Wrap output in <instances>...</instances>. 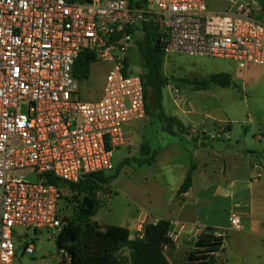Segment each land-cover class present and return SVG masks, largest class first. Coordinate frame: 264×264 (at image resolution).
<instances>
[{"label": "built area", "instance_id": "1", "mask_svg": "<svg viewBox=\"0 0 264 264\" xmlns=\"http://www.w3.org/2000/svg\"><path fill=\"white\" fill-rule=\"evenodd\" d=\"M130 2L140 0H0V264L15 259V229L61 232L64 188L50 180L77 184L112 172L124 127L145 118L141 73L128 57L142 25L155 27L165 58L231 60L244 73L264 68L255 0H233L221 12L206 0ZM86 52L91 66H108L102 96L91 103L80 99L73 76ZM32 175L35 182L25 179ZM229 224L241 230L233 213ZM145 225L137 223L134 239H143ZM167 237L178 238L170 230ZM33 251L25 243L23 254Z\"/></svg>", "mask_w": 264, "mask_h": 264}, {"label": "rangeland", "instance_id": "2", "mask_svg": "<svg viewBox=\"0 0 264 264\" xmlns=\"http://www.w3.org/2000/svg\"><path fill=\"white\" fill-rule=\"evenodd\" d=\"M231 1L233 0H206V4L209 11L221 12L230 6ZM128 57L132 71L141 73V57L135 44L130 47ZM163 66L166 77L174 81L162 90V109L165 113H169V109H172L173 100L180 101L184 97L187 98V95L192 96L194 93L189 85L182 84L179 80H200L217 72L239 73L237 77H232L229 74L232 81L228 87L215 86L209 90L200 91V98L195 96L197 103L195 101L191 103V108L201 118H205L206 125L211 119L220 123L227 122L230 126L229 133L225 135L222 126L221 129L219 125L213 126L214 124H212L210 129L200 128L197 135L191 133V139H194V134L200 139L211 138L212 144L220 148V153L235 152L244 159H249L250 156L264 157V70H261L257 77L254 76L244 82V79L240 76L242 72H239L236 63L231 60L171 55L165 58ZM107 69L108 66L101 62H96L90 67L88 79L79 83L78 94L83 102H96L101 98ZM254 69L257 68H250L247 72ZM173 87L176 90L169 91ZM124 133V144L117 149L113 158L114 170L105 173L106 176H112L120 168L116 178L113 179L114 181H111V196L106 200V195L103 193L99 195L100 207L92 218V221L99 226L124 224L123 222L131 216L134 204L145 203L147 196H151L152 185L161 182V174L165 163L176 161L175 167L185 163L184 154L175 152L173 159L172 156L168 158L170 152L168 145L176 139L161 130V124L155 117L145 116L140 121L130 122L124 127ZM143 146H148L150 152L163 149L158 159L151 166L139 163L145 158L141 150ZM206 154L208 156L203 158V161L209 164L207 171H205L206 176L204 177L200 173L201 175L197 177V180L200 182L206 178L210 184L225 181L227 176L223 160H220V163L215 162L212 158L213 150H207ZM201 162L198 163L201 164ZM214 163H218L220 167L214 170ZM260 166L264 169V163ZM213 171L215 172L213 173ZM259 184L264 185V172L259 178ZM67 194H69L67 189H62L63 198L60 201V208L63 211L66 205L64 196ZM71 201L73 203L69 202L66 206L67 209L64 211L65 214L63 213L68 219L74 218L73 216L80 206L81 199L73 198ZM210 205H212L211 208ZM226 205L227 203L222 201L206 200L200 203L198 208L207 213L210 209L222 211ZM226 214L229 215V211ZM222 220H224V217H222ZM197 228L201 231L206 229ZM200 230H198L199 233ZM211 230L224 235L222 230ZM245 230L241 232L228 230L225 233V245H264L259 237ZM194 233L191 234L192 238H195ZM54 240L55 238L45 230L37 231L35 234L31 230L15 229L13 236L16 252L15 264H57L59 255ZM190 240L192 239L185 235L177 243L192 245ZM24 243L32 245L34 250L32 256L23 254Z\"/></svg>", "mask_w": 264, "mask_h": 264}, {"label": "crops", "instance_id": "3", "mask_svg": "<svg viewBox=\"0 0 264 264\" xmlns=\"http://www.w3.org/2000/svg\"><path fill=\"white\" fill-rule=\"evenodd\" d=\"M163 67L162 73L164 74ZM261 70L264 69L257 68L249 72H242L240 76L246 82L245 80H249L254 76L257 77ZM229 74L232 77L239 75V73ZM172 89L175 88H170L169 91L172 92ZM200 93V91H194L192 96L187 95V98L184 97L183 100H173L172 109H169V113L164 112L167 116L178 118L184 127L187 128L186 135L172 137L176 140H173L168 145V148H170L168 158L172 156L173 159L175 152L184 154L185 163H182L179 167L178 165L175 167L176 161L165 163L161 174V182L152 185L151 196H147L146 202L143 204L135 203L131 216L123 222L124 224L116 225L125 227L129 231V238L134 239L137 223L140 220L144 224L155 223L160 219L169 221V230L178 237L176 241L171 242V246H166L163 249V255L169 264H188L186 257L193 249L196 240L192 238L191 234L200 230L197 227L222 230L224 235L214 233L215 235H223L224 238L228 230L236 231L229 224L232 213L237 215L241 221V230L236 232L246 229L245 231L256 235L264 242V185L259 184V178L264 172V169L260 166L264 163V157L250 156L249 159H244L235 152L220 153V148L212 144L211 138L210 140L197 137L196 135L202 127L210 129L213 123L229 125L227 122L220 123L213 119L206 125L207 121L205 118H201L191 108V103L195 101V96L200 98ZM191 133L196 134L193 135L194 139H191ZM228 133L226 132L225 135ZM207 150H213L212 158L215 162L220 163V160H223L225 163L227 176L225 181L210 184L206 178L200 182L197 180V177L201 175L200 173L204 177L206 176L205 171H207L209 164L205 163L203 158L208 156L206 154ZM162 151L163 149L157 151L152 164L158 159ZM192 161L196 166L192 177V185L187 192L178 194V190ZM199 161H202L201 164L198 163ZM218 163L213 164L214 170L220 167ZM111 181L107 186L109 194L105 196L106 200L109 199L112 193L111 183L114 180ZM206 200L213 202L222 201L227 203V205L222 211L210 209L206 213L203 212V209L198 208L200 203ZM209 207L211 208L212 205ZM227 211H229V215L226 214ZM222 217H224V220H222ZM185 235L192 239L190 240L192 245H180V242L177 243ZM12 264H15V259ZM215 264H264V245H225L224 243L222 250L216 255Z\"/></svg>", "mask_w": 264, "mask_h": 264}, {"label": "trees", "instance_id": "4", "mask_svg": "<svg viewBox=\"0 0 264 264\" xmlns=\"http://www.w3.org/2000/svg\"><path fill=\"white\" fill-rule=\"evenodd\" d=\"M142 1L130 2V6H139ZM255 2L258 5L260 17L264 18V0H255ZM134 44L141 57L146 116L157 118L161 124V130L171 137L186 135L187 128L180 120L167 116L162 109V89L174 81L162 73L165 57L155 27L151 24L142 25ZM92 63V55L87 52L82 53L74 65L73 76L79 82L87 80ZM231 81V76L222 72L213 73L200 80H179L182 84L189 85L193 91H206L215 86L225 88L231 84ZM213 124V126H222L226 132L230 130L229 125ZM141 150L145 158L139 163L150 166L157 152H150L148 146L141 147ZM195 169L196 166L192 161L178 194H183L190 189ZM119 170L120 168L112 176H106L105 173L93 174L77 184L50 180V183L66 188L69 193L64 196L66 204L64 211L69 202L73 203L71 201L73 198L81 199L73 219L66 218L65 212L62 211L61 232L55 237L54 242L58 255L60 251H65L69 261H64L59 255L57 264H169L163 255V247L172 245L167 237L169 221L160 219L155 223H147L144 227L143 239H130L129 231L125 227L99 226L92 221L100 207V193L109 194L107 186L111 180L115 179ZM224 242L223 235H215L210 228H206L195 240L193 249L186 257V262L215 264L216 255L222 250Z\"/></svg>", "mask_w": 264, "mask_h": 264}, {"label": "water", "instance_id": "5", "mask_svg": "<svg viewBox=\"0 0 264 264\" xmlns=\"http://www.w3.org/2000/svg\"><path fill=\"white\" fill-rule=\"evenodd\" d=\"M26 180H29L31 182H35L36 181V177L34 175L32 176H28V177H25Z\"/></svg>", "mask_w": 264, "mask_h": 264}]
</instances>
